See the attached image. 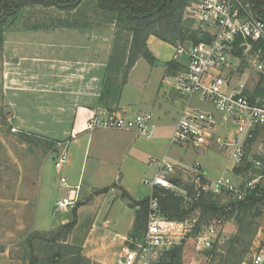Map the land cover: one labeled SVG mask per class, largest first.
<instances>
[{
	"label": "rangeland",
	"instance_id": "obj_1",
	"mask_svg": "<svg viewBox=\"0 0 264 264\" xmlns=\"http://www.w3.org/2000/svg\"><path fill=\"white\" fill-rule=\"evenodd\" d=\"M98 13L94 0H85L78 10L70 14L59 12L54 8L29 6L17 12L2 27L0 35V39L2 37L0 43V254L4 252V255L0 256V264H73L67 254L72 252L73 248L80 247L82 249L81 242H84V240L80 236H83V233H86L91 226L90 221L81 223L75 233H72L73 230L71 231L66 240H55L53 235L48 233L41 234L40 238L32 240V254H30L27 242L29 238L33 237V232H30L31 222H29L33 215V204L35 205L36 216L33 223L37 229L49 226L47 218H59L63 215L62 210L58 209L55 203L56 184L60 175L54 166V158L63 151L59 147L58 152L47 154L44 158V153L55 145L42 137L50 131V128L46 127L49 124V118L56 116L58 119L65 120L68 116H73L72 121L75 122L74 118L77 115L80 118H87L91 114V112L79 113L77 112L78 108H75L73 112L63 110L54 113L49 110L50 107H54L52 106L54 104L50 105L51 98H55L54 91H57L58 96L55 102L58 105L65 107V104L69 101V96H66L69 88L66 90L65 85L69 79L66 74H69L70 71H66V69L71 65L68 62L77 57L76 44L80 37H74V34L67 36L62 34L51 35L48 32H41L42 36H40V33L34 34L32 31L48 27L67 26L71 23H77V25L86 23L91 26L90 30L105 28L107 31H101V34L105 35L106 46L96 49V52L91 51V54L97 57L106 51L105 55L108 56L107 53L112 48L111 45L108 48L107 44L109 42L110 44L113 43L115 28L111 30L110 26L104 27L103 25L108 24V18L106 16L99 17ZM183 26L190 33L191 20L184 17ZM121 35L123 37L125 34L122 33ZM89 38L92 40L98 39L95 34H93V37L89 34ZM23 42L31 44L25 46L26 44H23ZM50 44L53 46H50ZM167 44L156 43V48L162 54H169L172 49L174 54V45ZM21 55H24L25 59L21 58ZM35 56L43 59L40 67L38 62L33 60ZM56 57H61L59 59L63 63L58 64L60 69L57 76L58 83H56L57 88L54 89L51 86L53 84L52 80L49 79L53 68L49 59ZM82 57H86V55ZM64 61H67V63ZM140 70L141 66L136 69L133 75H136ZM36 72L39 76H42V78H37V81L33 79ZM21 73H26L28 76L23 75L22 78L26 79H22L21 86H18L19 81L17 78L21 76ZM8 74H10L11 79H7ZM113 78L119 79L120 75L114 74L113 70L109 72L107 70L106 81L108 84L110 83L111 87L105 85L103 92L111 88L112 92L115 93L120 88V82L116 80L114 82ZM131 89L132 87L128 86L124 88V97L130 95V93L132 94ZM104 95L103 93V98ZM98 112L102 111H95V113ZM75 129L77 131L81 129V126L72 127L71 136ZM55 130L58 131V129ZM260 140L264 144V135L260 136ZM56 147L58 146L56 145ZM170 147L169 153L166 154L170 161L179 162L185 167L199 164L209 179L228 177L233 184L237 182L234 177V162L228 151H221L215 147H209V149H183L175 145ZM244 166L240 172L243 179L251 180L261 175L262 177L258 180L257 185L261 184L263 186L264 171L255 169L248 163H245ZM235 173L240 174L238 171H235ZM39 174L40 176L42 174L48 181L51 180L52 183L50 186L49 183H41L40 180L39 197L35 202L34 200L30 201L26 196L25 186L28 181L31 183L32 179H35ZM139 174L140 177L135 175L134 183L143 188L146 195L149 196L150 188L143 184V180L150 179V175L143 174V171ZM61 176L63 177V175ZM183 182L184 184L191 183L189 178L183 179ZM67 184H69L68 181ZM242 187L244 188V184L240 186V191ZM45 189L46 191L43 192ZM228 200L227 196L221 195L219 197V202L223 205ZM127 202L128 200L123 198L121 193L119 195L117 193L110 201H106L101 208L104 214L105 211L111 209V215L114 217L113 221L111 220V226L114 231L125 230L130 222V216L134 214L131 210L132 206H128ZM69 211L71 212V210ZM262 212L263 215L255 220L256 227L253 226L255 232L253 231V236H249L250 239L248 237L236 245L232 244L234 236L238 235L236 224L232 220L225 221L222 218L220 220L221 228L215 243L209 249L200 251L195 250L197 230L217 221L215 220L217 217L205 216L200 217V219L198 211L191 212L184 220L188 224L187 231L184 238L179 242V245L182 243L184 249L180 264H238L239 262V264H247L250 261L252 250L259 244L258 242L264 246V210ZM29 217L31 218L29 219ZM102 220L103 218H100L97 221L98 226H101ZM228 221L231 222V224H228L229 228L225 226ZM197 222L204 225L198 226ZM222 228L226 231L223 235ZM230 228L233 229L231 236L228 234ZM57 230L58 228L53 231L56 232ZM109 242L113 247H116V241L112 242L107 239L106 243ZM233 245L234 250L232 249Z\"/></svg>",
	"mask_w": 264,
	"mask_h": 264
},
{
	"label": "built area",
	"instance_id": "obj_2",
	"mask_svg": "<svg viewBox=\"0 0 264 264\" xmlns=\"http://www.w3.org/2000/svg\"><path fill=\"white\" fill-rule=\"evenodd\" d=\"M184 17L191 20V29L199 40L189 41L188 49L176 47L177 55H186V66L181 73L163 79V85L181 102L170 143L182 148L215 147L228 151L234 162V175L245 163L264 171V144L260 140L264 135V22L242 0H191ZM88 117L82 130L133 131L146 140L153 138L155 125L149 112L132 116L91 112ZM66 162L67 155L62 152L54 163L57 171ZM154 163L155 174L143 180L150 188L146 226L142 232L123 239L113 264L170 263L169 255L184 238L188 224L161 218L153 196L155 189L187 197L174 180L189 178L196 192L195 198H186L189 202L201 192L226 191L240 199V186L254 188L262 177L246 180L240 173V183L235 186L228 177L209 179L199 164L185 167L165 156ZM60 183L69 188L65 178ZM77 201L76 196L68 195L56 207L74 210ZM220 228V220L203 226L195 236V250L209 249ZM258 243L247 264H264V246Z\"/></svg>",
	"mask_w": 264,
	"mask_h": 264
},
{
	"label": "crops",
	"instance_id": "obj_3",
	"mask_svg": "<svg viewBox=\"0 0 264 264\" xmlns=\"http://www.w3.org/2000/svg\"><path fill=\"white\" fill-rule=\"evenodd\" d=\"M103 26H110L109 28L111 30L115 28V24H105ZM90 29L91 26L88 27L82 24L48 27L32 31L34 34L40 33V36H42L43 32H48L51 33V35L62 34L67 36L74 34V37H80L76 44L77 57L72 58L70 62H68L71 65L66 69V71H70L69 74H66V77L69 76V79L68 83L66 82L65 85L66 90L69 88L66 95L69 96V101H67L65 107L58 105V103L55 102L58 96L57 91H54L55 98H51L50 102V105L54 104L52 105L54 107H50L49 110L54 113L63 110L66 112H73L75 108H78L77 112L79 113H90L100 110L104 113H118L127 116H132L139 112H149L153 115V123L155 125L153 138L151 140H146L139 137L133 131L109 129L86 131L82 130L85 124L83 121L87 120L89 117L80 118V116L77 115V117L74 118L75 122H73V116H68L65 120L58 119L56 116H51L49 118V124L46 126L50 128V131H48V133L46 132L47 134H44V136L42 135V137L53 142L55 145L51 146L50 149L46 151L48 153H44V158L47 154L58 152L60 148L63 152L67 153V162L60 171H57L60 177L58 182L56 181L57 194L55 203L69 195L77 197L78 206L76 205V208L71 210V212L69 210L62 211L63 215L59 218H47L49 226H47V228L37 229L33 223L34 220H36L35 205L33 204V215L29 222H31L30 232L48 233L76 218L77 225L73 228L72 232L75 233L81 223L90 221L91 226L89 230L83 233V236H80L81 239L83 238L84 240V242H81L82 254L92 263L113 264L123 239L133 232V221L138 207H131L130 203L127 202L134 214L130 216V222L127 228L118 232L114 231L111 226V220L113 221L114 219L111 215V209L105 211L104 214L101 208L106 201H110L111 198L114 197V194L117 195L118 193L119 195L121 191L126 192L134 201H141L149 197L146 195L143 188L134 183L135 175L140 177L139 172L143 171V174L147 173L151 178L157 170L154 161L164 156L166 157V154L169 153L171 148L170 146H173L170 141L175 123L180 116L181 102L168 87L163 85V79L165 77L175 76L184 70L187 63L186 55H177L176 47L181 45L185 49H188L190 45L189 41L177 42L174 44V54L172 49L169 54H162L156 48V43H167L154 36H149L146 44L149 52L154 58L153 63L139 58L129 70L126 82L121 86L119 92L114 93V91L112 92V89L109 88L105 91L103 98L107 66L112 49L108 51V56L105 55L106 51L101 53V56L97 57L91 54V51L96 52V49L106 46L105 35L101 34V31H105L106 29ZM89 34H91L92 37L93 34H95L98 39L92 40L89 38ZM23 44L28 46L27 44L31 43L23 42ZM110 45L112 48V42L111 44L109 42L107 47L110 48ZM50 46L53 45L50 44ZM169 46L171 47V45ZM81 55H86V57H82ZM20 57L25 59L24 55ZM59 58L49 59L53 67L49 79L52 80L53 84L51 86H53L54 89L57 88L56 83H58L57 76L60 70L58 64L63 63ZM33 60L38 62L40 67L42 64L41 60L43 59L35 56ZM64 62L67 63V61ZM140 66L141 70L136 75H133ZM23 75L26 77L27 74L21 73V76L17 78L19 81L18 86H21L22 79H26L22 78L24 77ZM33 76L35 81L38 80L37 78H42L37 72ZM7 79H11L10 74L7 75ZM126 86L132 87V94L130 93V95L124 97V88ZM77 125L81 126V129L77 131L75 129L74 137H72L71 128ZM55 129H58V131ZM57 143H62L63 146L60 148L56 147ZM183 149L189 148L183 147ZM57 157L58 156H56V158ZM56 158H54V163ZM239 170L241 169L237 171ZM61 175H63V177ZM234 177L237 179L234 185L237 186L240 183V174L234 175ZM61 178H65L66 183L68 181L69 188L62 186L60 183ZM40 180L41 183L46 182V184L49 183L51 186L52 181H48L42 174L32 179L31 183L28 181V184L25 186V193H27L26 196L30 201L34 200L35 202L39 197ZM77 186H79V190L76 191L75 187ZM45 191L46 189L43 192ZM30 218L31 217H29V219ZM100 218H103V220L101 226H98L97 221H99ZM228 224H231V222L228 221L225 224V226L229 228ZM114 225H116V223H114ZM224 230L225 229L222 228V235L226 232ZM228 234L230 236L233 234L232 228H230ZM107 239L112 242L116 241V247H113L110 242L106 243ZM2 254L4 255V252L1 253L0 256H3Z\"/></svg>",
	"mask_w": 264,
	"mask_h": 264
},
{
	"label": "trees",
	"instance_id": "obj_4",
	"mask_svg": "<svg viewBox=\"0 0 264 264\" xmlns=\"http://www.w3.org/2000/svg\"><path fill=\"white\" fill-rule=\"evenodd\" d=\"M84 1L0 0V35L4 24L23 8L41 6L44 8H54L59 12L70 14L78 10ZM94 1L97 12H99L98 16H106L108 24H115V36L107 70L108 72L113 70L114 74L120 75L119 79L113 78V81L120 82L121 86L126 82L129 70L139 58L153 63L154 58L146 44L149 36H154L173 45L177 42H196L199 40L196 32L189 28L190 33H188L187 29L183 26L185 9L189 6L191 0ZM243 2L248 3L253 15L264 22V0H244ZM71 25H77V23H71L67 26ZM84 25L89 27L86 23ZM122 33L126 35L123 36L125 37L124 39H122ZM187 33L189 34L188 36L186 35ZM1 42L2 37L0 39ZM106 80L105 85L111 87L110 83L108 84ZM120 88L115 93H118ZM105 91L103 92L104 94ZM241 170L238 172H241ZM174 182L185 190L187 197L195 198L196 192L191 183L184 184L182 180H174ZM121 194L132 207H138L133 221L132 233L137 234L142 232L146 226L149 197L141 201H134L126 192L121 191ZM240 194L241 198L238 199L235 194L226 191H221L218 194L201 192L198 193L196 199L189 202L186 200L187 197L175 196L174 193L168 190L155 189L153 192V196L157 199L160 207L161 218L164 220L182 222L187 219L191 212L198 211L199 218L210 216L217 217L215 220L223 218L225 221H234L238 233L232 240V244L234 245L254 235L255 229H253V226L256 225L255 220L263 215L262 211L264 210V185L258 184L254 188L242 187ZM221 195L229 198L228 202L224 205L219 202ZM75 224L76 218L60 226L56 232L50 231L48 234L53 235L55 240H66ZM196 224L198 226L204 225L198 222ZM32 234L33 237L29 238L27 242L30 254H32V240L40 238L41 234L44 233L34 232ZM234 245L232 247L233 250L235 249ZM73 249L72 252L67 254L73 264H97L91 263L89 259L84 257L80 247ZM183 250L182 243L177 245L169 255V264H180Z\"/></svg>",
	"mask_w": 264,
	"mask_h": 264
}]
</instances>
